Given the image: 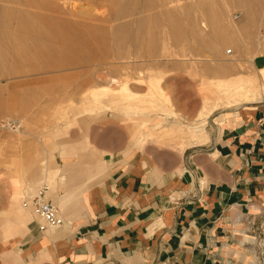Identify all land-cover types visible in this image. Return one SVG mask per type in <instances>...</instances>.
<instances>
[{
  "label": "rangeland",
  "instance_id": "obj_1",
  "mask_svg": "<svg viewBox=\"0 0 264 264\" xmlns=\"http://www.w3.org/2000/svg\"><path fill=\"white\" fill-rule=\"evenodd\" d=\"M232 1L0 0V219L10 213L19 173L44 165L88 170L89 164L79 162L87 153H101L106 168L129 149L171 167L206 146L224 119L220 115L245 105L236 99L213 106L220 83L254 77L262 86L255 100L264 98L253 53L243 48L247 29L255 34L264 25V0ZM177 2L184 17L174 16ZM120 83L133 96L121 100L130 105L119 110L100 92ZM148 89L156 91L155 102L147 98ZM203 104L212 108L204 121L189 134L177 132L176 119L194 123ZM205 131L206 143L178 154ZM137 134L147 139L143 148L133 142ZM25 193L21 189L19 203L38 227L40 218L24 204L30 196ZM251 236L247 254L254 250L256 264H264V234ZM9 243L1 239L0 247Z\"/></svg>",
  "mask_w": 264,
  "mask_h": 264
},
{
  "label": "crops",
  "instance_id": "obj_2",
  "mask_svg": "<svg viewBox=\"0 0 264 264\" xmlns=\"http://www.w3.org/2000/svg\"><path fill=\"white\" fill-rule=\"evenodd\" d=\"M261 28L247 29L243 48L262 82ZM244 103L171 167L129 149L106 168L101 153L80 155L88 170L34 168L33 185L53 186L63 224L39 230L25 208L12 223L0 219V240L10 241L0 264H256L246 245L264 234V98Z\"/></svg>",
  "mask_w": 264,
  "mask_h": 264
},
{
  "label": "bare ground",
  "instance_id": "obj_3",
  "mask_svg": "<svg viewBox=\"0 0 264 264\" xmlns=\"http://www.w3.org/2000/svg\"><path fill=\"white\" fill-rule=\"evenodd\" d=\"M232 3H233V1H232ZM241 3H244V2L241 1ZM226 6H228V4ZM174 7H175V10L177 12V13L174 12V16H176L177 18H179V15H181V17H184L183 16V13H182V5L177 2V3H175ZM243 7L245 8V5L244 4H243ZM209 18H210V20L212 22H214V20H215L214 15H210ZM248 22H250V21H248ZM218 51H219V47L215 46L213 48V52H218ZM256 78H257V76H256ZM261 89H262V86L260 87V86L256 85L255 80H254V77H253V79L239 77L235 81H229V82H225V83H220L219 84V87H218V90L216 91L215 102H214V105L213 106H216L217 107V105H219V104H222L223 106H225V105H228L231 102L235 101L236 99L242 100L243 102L254 101L258 97L257 96L258 95V92L260 93L262 91ZM155 92H154V90H149L148 89L147 98H149L150 101H153L154 100V102H155V99H154V96H156L155 95L156 94ZM100 94L103 97H106L109 101L111 100V103L110 104L114 105L119 110L122 107L129 108V105L130 104L129 105L127 104L126 107H125L123 105L124 101L122 103L121 100H131L130 98L133 96L131 94V92L129 91V89L126 86L125 83H120L117 88L104 87V89L100 92ZM115 98L120 99V102H118V103L117 102H113V99H115ZM158 100L159 99H157V102H158ZM160 102H162V101H160ZM160 104L162 105V103H160ZM206 105L207 104H203L202 110H200L198 112V118L197 119H194L193 120L194 123H192V124H190V123L184 124V123H182V122H180V121H178L176 119V129H177V132L178 131H181V130H185L184 132L186 134H189L190 133L189 129L193 125H195L196 123H199L201 121H204V118L207 116V114L209 113V111L212 109L211 107H208ZM167 113L170 114L171 116H174V117L176 116L175 113L173 112V110H167ZM166 135H167V133L160 134V136H166ZM145 140H147V139H144V135L143 134H139L135 138V140L133 142L134 143H138L139 146H141L143 144V141H145ZM38 174H39V170H37V169H29L28 170V174L25 175V176H28V180H25L24 179L25 176L24 175H20V173H19L18 178L14 182L16 187H13L12 188V191L10 193L11 199H10V205H9V212H14L15 213L14 216H16V218H13V219H12V217H9L8 218L7 215H5L4 216V219L7 222L12 223L13 220H16L17 219L18 214H22V213L23 214H28L29 213L28 211L24 210L23 207L19 203V199L21 198L20 193H21V189H22V195L25 192L28 193L30 191H36L37 190L36 187L39 185V183L33 185L34 184L33 181L35 179H37L36 177H37ZM46 180L49 183L51 181L48 177L46 178ZM44 185H46V184H44ZM19 187H21V189ZM46 193L47 194L49 193V189L46 190ZM12 229H14V228H12ZM25 229L28 230L29 228H25Z\"/></svg>",
  "mask_w": 264,
  "mask_h": 264
},
{
  "label": "built area",
  "instance_id": "obj_4",
  "mask_svg": "<svg viewBox=\"0 0 264 264\" xmlns=\"http://www.w3.org/2000/svg\"><path fill=\"white\" fill-rule=\"evenodd\" d=\"M46 190V185H43L35 195L27 197L24 201V204L31 206L34 213L40 218L38 228L42 231L55 229L63 224L60 211L46 198Z\"/></svg>",
  "mask_w": 264,
  "mask_h": 264
}]
</instances>
